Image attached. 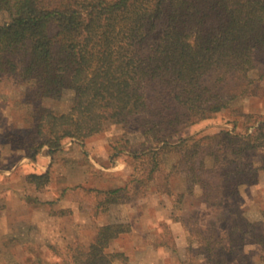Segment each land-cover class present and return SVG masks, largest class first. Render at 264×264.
I'll return each instance as SVG.
<instances>
[{"label":"trees","instance_id":"1","mask_svg":"<svg viewBox=\"0 0 264 264\" xmlns=\"http://www.w3.org/2000/svg\"><path fill=\"white\" fill-rule=\"evenodd\" d=\"M16 77L30 82L29 124L4 140L30 159L42 151L55 158L67 141L84 143L115 125L120 134L111 159L123 155L147 163L146 176L133 181L144 186L160 175V193L180 210L187 199L220 208L261 180L264 155L252 156L264 153V118L236 105L263 89L264 0H0V80ZM67 92L73 95L68 112L42 103ZM226 110L236 115L232 130L186 134ZM134 135L141 142L135 144ZM176 176L185 190L175 192ZM50 180L49 170L27 176L37 190ZM97 191L104 211L129 199V183ZM178 219L189 242L198 244L189 246L183 264H195L194 253L204 264H234L249 233L264 246V231L254 234L244 217L226 232L212 223L207 233L200 224L189 226L191 218ZM131 229L129 222H109L89 246L69 244L58 260L35 255L32 262H127L124 252L108 248Z\"/></svg>","mask_w":264,"mask_h":264},{"label":"rangeland","instance_id":"2","mask_svg":"<svg viewBox=\"0 0 264 264\" xmlns=\"http://www.w3.org/2000/svg\"><path fill=\"white\" fill-rule=\"evenodd\" d=\"M261 85L263 89L258 95L241 100L236 106H241L243 113L262 119L264 82ZM29 87L30 82L17 77L0 80V264H33L35 255L50 262L58 260L69 244L89 246L98 228L109 222H129L132 226L130 232L120 236L108 248L111 252H124L128 257L127 262L116 260L115 264L187 262L189 246L194 250L198 244L196 239L189 242L188 229L178 219L181 215L187 220L191 218L187 221L189 226L200 224L205 233L212 223L219 231L226 232L241 217L253 224L250 228L254 234L264 231V172L258 184L242 188L240 194L220 208L195 206L192 199H187L180 210L171 197L160 193V175L144 186L133 181L146 176L147 163L126 160L123 155L111 159V144L120 134L115 125H108L102 133L84 143L67 141L55 158L45 151L36 160L26 157L22 150L6 144L4 136L28 126L30 105L25 99ZM72 97V93L67 92L60 100L44 98L42 103L68 112ZM234 114L223 111L191 126L186 134H217L222 129L232 130ZM141 140L140 136H132L135 144ZM263 155L260 151L252 158L261 160ZM174 158L164 164L167 171L171 170ZM48 170L51 180L44 189L37 190L35 185L27 182L29 174ZM127 183L128 201L112 204L104 211L99 206L102 195L97 190ZM171 183L175 192L185 190L181 176L173 177ZM50 201L53 203H48ZM251 234L247 236L241 259L234 264L264 263V246L256 243ZM164 241L170 246H164ZM29 247L35 248L33 253L28 252ZM193 256L198 258L195 264H204L200 254Z\"/></svg>","mask_w":264,"mask_h":264}]
</instances>
